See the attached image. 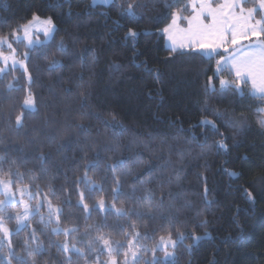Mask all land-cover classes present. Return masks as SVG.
I'll list each match as a JSON object with an SVG mask.
<instances>
[{
    "label": "trees",
    "instance_id": "trees-1",
    "mask_svg": "<svg viewBox=\"0 0 264 264\" xmlns=\"http://www.w3.org/2000/svg\"><path fill=\"white\" fill-rule=\"evenodd\" d=\"M169 3L173 6L167 7ZM189 3L114 0L93 7L90 0H0V38L12 44L16 60L29 54L24 61L27 73L21 67L4 70L0 60V156L16 162L11 171L21 176L11 177L15 189L34 191L38 184L39 201L44 194L51 198V186L56 190L53 205L63 208L59 225L55 220L50 225L41 222L40 215L47 219L45 204L40 215L30 218L29 227L17 233L16 220L7 219L16 210L7 207L0 215L11 234L6 239L0 232V256L7 255L10 239L20 255H26L25 244L31 248L40 244L42 251L29 258V264H67L69 254L57 245L68 243L83 249L87 257L72 253V264H96L98 252H88L89 241L100 234L110 236L113 246L124 245L118 249L123 254L134 224L141 237H148L139 239L135 247L140 251L139 264H152L153 248L168 231L173 238L178 233L186 238L167 264H264V127L259 124L264 101L251 95L246 85L231 84L234 77L229 72L217 74L218 57L166 48L163 29L177 7ZM138 4L143 6L136 8ZM128 5L136 16L124 14ZM190 13L189 7L182 15ZM33 17L51 18L54 38L33 48L11 41L13 31L19 33ZM130 28L137 37L128 36ZM0 51L6 55L11 50L0 45ZM53 59L59 62L56 66ZM209 76L214 77L211 83ZM220 79L230 82L227 95L220 94ZM29 92L36 100L35 111L22 107ZM22 112L23 127L18 128L15 120ZM204 120L216 127L202 125ZM80 126L87 132L82 133ZM93 140L95 145H90ZM220 141L226 149L213 147ZM107 146L112 151L102 153L106 163L126 161L117 173L122 175L125 193L117 207L143 213L142 219L131 213L129 219L93 212L85 220L86 214L75 207L78 196L67 189L84 175L95 150ZM42 155L45 161L39 159ZM138 156L143 160L140 166L134 163ZM2 168L0 179H9L10 164ZM150 168L147 191L133 192V181ZM87 175L96 183H101V175L108 177L105 192L95 194L90 203L101 197L112 203V173H105L102 163ZM149 194L151 213L135 202ZM69 198L73 207L63 203ZM102 222L107 227L98 233L92 226ZM55 227L77 231L56 235ZM33 230L35 240L29 236ZM192 236L203 239L197 243ZM111 258L120 264L123 257ZM108 259L105 251L100 264Z\"/></svg>",
    "mask_w": 264,
    "mask_h": 264
},
{
    "label": "snow or ice",
    "instance_id": "snow-or-ice-1",
    "mask_svg": "<svg viewBox=\"0 0 264 264\" xmlns=\"http://www.w3.org/2000/svg\"><path fill=\"white\" fill-rule=\"evenodd\" d=\"M109 0H105V3ZM143 5H136V8L142 7ZM167 7H172L173 5L169 3ZM191 8V13L189 15H182L188 8ZM125 15L136 16V12L133 11V6L128 5ZM259 17V18H258ZM34 20H38L39 17H33ZM186 20L187 27L182 29L189 36V43L187 45L181 44L180 48H188L189 51H194L200 54H203L207 57H213L214 55L218 57L216 59V73L222 74L225 69L230 73L234 74V79L231 81V84L239 85L241 83L248 84L249 81L252 84L253 96L258 98L261 101H264V0H251L249 4L248 0H223L222 3H216V0H190L189 4L184 5L183 7H177L176 11L172 16V23L163 29V32L169 34L171 38V31L173 28L178 27L179 20ZM207 21V22H206ZM43 32L45 38H54V33L56 31L55 24L51 18H48L43 22L42 29H36V31ZM13 35H16V32L13 31ZM25 37L28 39L29 48H33L36 45V41H33L29 35V27L25 26L24 28ZM128 36L135 38L138 36V33L131 28L128 29ZM7 43L10 53L5 55L0 51V60H3L5 63L9 59L12 60L13 66L19 64L21 68L24 69V72L27 73V67L24 61L28 59V53L24 54L22 60L15 59V49L11 43L7 42V38H0V45ZM61 52L65 51L63 44L59 46ZM223 53L227 55H222ZM172 51H176L175 48ZM183 54V53H181ZM59 62L52 60V66H56ZM2 71V69H0ZM29 82H31V76L28 77ZM214 77L209 76L208 81L211 83ZM220 94L227 95L230 90L229 80L220 79ZM215 91V88H213ZM236 91H240L237 87ZM23 109L27 111L36 110V100L31 92L23 100ZM264 111V109L259 110ZM24 113L18 115L15 120V124L18 128L23 127L22 121L24 120ZM99 119V117H97ZM202 125H211L212 128H215V124L212 121L204 120L201 122ZM259 124L261 127H264V120H260ZM81 127V132L86 133L87 129L83 126ZM95 141H89L90 145H95ZM60 147H67V145H61ZM145 147H147L145 145ZM217 149H226L227 146L222 141L217 142L213 145ZM83 151V149H82ZM112 151L111 146L101 147L95 150V154L91 160H88L84 166V175L78 176L73 182L69 191L70 195L75 194L78 196L76 208L85 213V220L90 219L93 212L105 213L106 215H115L119 218H131L130 213L135 215L137 219H142L144 214L140 212H135L134 210H125L123 207H117V202L121 197L125 196L123 192V180L122 175H117L119 169L124 166L126 163L123 159H116L112 163H106L105 158L102 155L104 152ZM41 161L47 159L46 156L42 155L39 157ZM82 159H86L82 158ZM4 163H9V179H0V189L4 190L5 199L0 200V212L6 206H11L16 204L17 206H23L24 211L16 213V215L8 216L7 219H15L17 222L16 232L19 233L22 230H26L29 227V220L31 217L40 215L41 209L47 206V219L43 215H40V220L45 224H52L53 220L57 225L60 224L61 216L63 214V208L60 206H54L52 199L56 198V190L52 189L49 186V193L44 194L40 202L37 203L34 207H30L27 201L36 200L41 196V191L39 185H35V190L30 191L28 188L19 187L16 188V192H12L11 188L15 183L14 179L11 177L21 176V173L11 171V165L15 164V161H6L3 156H0V171L3 170L2 166ZM104 165L105 173H112L111 180L113 182L112 187H110V199L112 203H107L106 200L101 197L95 202L90 203L93 200L95 194L104 193L105 187L107 184L108 177L106 175H101V183H96L95 181L89 179L87 173L93 169H99L101 164ZM136 166H140L143 163L142 158L139 156L134 161ZM152 169H148L144 177H137L133 181V192L143 189L147 191V185L151 183L152 180ZM43 175H46L47 170L41 168ZM132 173V169L128 170V174ZM230 175H235L231 173ZM139 185V189L135 187ZM81 186L83 190L81 189ZM65 189H60L64 191ZM16 193H19L20 199H16ZM251 193H248V196H251ZM131 199V197H129ZM153 197L149 194L136 200V203L143 204L148 213L153 211L152 207ZM64 205L67 207H73L71 199L63 201ZM162 204V201H160ZM5 218L3 215H0V232L4 233L5 238L7 239L11 230L8 229L3 220ZM206 223V221H205ZM98 233H102L103 229L107 227L106 222H102L98 225H93ZM133 233L132 239L127 241L128 251L125 252V264H127L128 253H131L132 259L136 261V264H139V258L137 252L134 251V247L138 246L139 239H147V234L144 237L140 236L139 231L136 230V226L133 224L130 226ZM76 228H65L61 229L60 227L52 228V232L56 235H59L61 232L65 236L70 235L73 232H76ZM120 231H123V228H120ZM30 239H36V230H33L30 234ZM184 233H178L176 238H173V232L168 231L166 235H161L159 237L158 243L155 244L153 248V261L152 264H167L170 259H173V252L169 249H175L178 243H182L185 239ZM191 239L194 242H199L203 237L192 236ZM103 245V247H97V245ZM3 246V241H0V247ZM58 248L62 249L63 252L68 253L67 264H72V253L77 254L80 257H86V253L83 249L77 247L75 244L69 245L68 243H63L57 245ZM124 245L119 242H115V247L113 246V241L110 236L104 234L98 235L95 239L90 240L87 245L88 252L96 250L98 255L96 257V264H100V256L106 251L109 254L110 260L108 264H117L115 259H111L113 253L118 254V249L123 248ZM8 253L5 256H0V264H29V258H32L38 255L42 248L39 243H37L36 248L28 247L27 244L24 246V252L26 255H20L13 251V245L11 240H8ZM157 251L162 252L164 255V260L161 261L157 258Z\"/></svg>",
    "mask_w": 264,
    "mask_h": 264
},
{
    "label": "rangeland",
    "instance_id": "rangeland-1",
    "mask_svg": "<svg viewBox=\"0 0 264 264\" xmlns=\"http://www.w3.org/2000/svg\"><path fill=\"white\" fill-rule=\"evenodd\" d=\"M113 1H114V0H109V2L105 3V0H90L91 5H92L93 7H94V6H98V5H99V6H108V5H110ZM222 2H223V0H216V3H222ZM248 2L251 3V0H248ZM190 11H191V8H190ZM45 20H47V19H41V18H39L38 20H34V19H33L29 24L26 25V26L29 27V35L31 36V38L33 39V41H36V45H35V47H36V46H40L41 44H43V43H47L48 41H50L49 38H45V37H44L42 30H41V31H36V29H42V27H43V22H44ZM24 28H25V27H23V28L20 30L19 33H16V35H14V36L11 38V41H13V42H15V43H18V42L24 43L25 46L29 48V46H28V39L25 37V34H24ZM2 46L5 47L6 49H8V47H7V43L3 44ZM9 50H10V49H9ZM6 55H8V54H6ZM15 59H16V54H15ZM1 61H2V65L4 66V67H3L4 70H7V69L12 68V67H20L19 64L13 66V63H12V60H11V59H9V60L7 61V63H5L3 60H1ZM11 191H12V192H16V189L12 186ZM3 199H5L4 190H3V189H0V200H3ZM16 199H17V200L20 199L19 193H16ZM39 201H40V200H39ZM39 201L36 199V201H35V200H32V201H27V202L29 203V206H30V207H34V206H32V203H34V202H38V203H39ZM36 204H37V203H36ZM7 207H13V208L16 210V213H18V212H21V213H22V212L24 211L23 206H17L16 204H13V205H11V206H6V207L3 209V211L0 212V214H3L4 211H5V209H6ZM16 225H17V224H16ZM114 247H115V246H114ZM133 250L137 252V255H138V256L140 255V251H139L138 248H135V247H134ZM127 251H128V249H127L125 252H127ZM169 251H172V252H173V249L170 248ZM125 252H124V253H125ZM124 253H123V254H121V253H120V254H119V253H118V254H117V253H113V254H112V257L114 256V254H116V255H122L123 258H122L120 264H125V255H124ZM157 253L162 254V255L160 256V258H162V259L164 260V255H163V253H162V252H159V251H157ZM107 256H109L108 253H107ZM156 256L159 257L158 254H157ZM173 257H174V252H173ZM111 259H115V258H111ZM109 260H110V259H108V261L105 262L104 264H108ZM115 260H116V259H115ZM170 260H172V259H170ZM133 262H134V260L132 259L131 253L129 252V253H128V256H127V264H131V263H133ZM102 264H103V263H102ZM118 264H119V262H118Z\"/></svg>",
    "mask_w": 264,
    "mask_h": 264
},
{
    "label": "crops",
    "instance_id": "crops-1",
    "mask_svg": "<svg viewBox=\"0 0 264 264\" xmlns=\"http://www.w3.org/2000/svg\"><path fill=\"white\" fill-rule=\"evenodd\" d=\"M186 27H187V21L181 19L178 21V27L172 29L171 34H170L171 38H170L169 34H166L164 32L162 33L163 37H164L165 46L168 50L172 51V49L175 48L176 51H189L187 47H185L183 49L180 48L181 44L187 45L189 43L190 38H189L188 34H186L184 31H182V29H184ZM221 54L227 55L226 53L223 54L222 50H221ZM214 57H216V56L214 55L213 57H208V58H214ZM224 71L229 72L227 69H225ZM230 74L234 77L233 73H230ZM241 84H243V83H241ZM246 86L248 87V90L251 93V95H253L252 94L253 89H252L251 82L249 81V83L246 84Z\"/></svg>",
    "mask_w": 264,
    "mask_h": 264
}]
</instances>
